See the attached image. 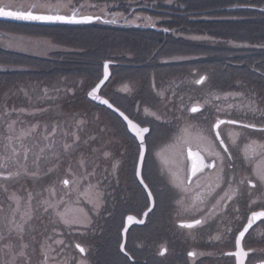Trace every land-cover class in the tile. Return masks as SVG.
Here are the masks:
<instances>
[{"label": "trees", "instance_id": "1", "mask_svg": "<svg viewBox=\"0 0 264 264\" xmlns=\"http://www.w3.org/2000/svg\"><path fill=\"white\" fill-rule=\"evenodd\" d=\"M85 2L87 1L75 0L74 5L78 6ZM89 2L115 4L116 9L121 8L124 17L129 14L128 6L145 7L140 9L147 11L156 8L161 21L158 22V28L136 27L125 23L40 27L0 22V95L8 89H16L19 85L27 83L32 86L42 83L37 86L41 87V92L45 94L46 85L53 83L55 79L57 81L63 78L88 80L94 85L101 78L103 63L111 61L114 63L111 74L115 81L108 84L113 88L106 93L102 91V94L129 118L151 128L147 140L150 147L154 128L150 125V120L141 121L137 113L140 106L145 105V102L149 103L146 93L148 87L144 85L133 102V99L117 88L120 83L140 80L143 81L142 84H146L148 80L147 84L150 85L151 91L154 77L160 90H167L170 87L172 92L177 88L176 93H179L184 92L185 87L178 84L185 85L196 73L198 75L202 73L208 76L211 90L215 93L234 89L235 81L250 83L264 91V11L260 10L264 8V0H89ZM111 12L117 13L115 10ZM185 32L191 33L193 38L184 36ZM31 37L46 39L49 48L56 46L59 51H50L46 54L39 52L42 51L40 41L33 44L34 40H29ZM38 47L40 48L35 54H26L25 50ZM88 91L80 94L79 100L83 101L82 103L95 116L96 112H100L115 120L113 122L120 126L127 139L134 144L136 151L137 145L126 132L120 119L112 112L88 102L86 98ZM71 95H67L62 102V105L65 104L61 107L64 113L62 112L59 117L62 119L58 126L62 127L64 132H73L68 119L63 118L73 110L71 108L66 111L67 99ZM196 100L200 103L203 98L199 96ZM19 102L20 108L26 111L22 112L20 121L23 123H19V129L26 128L28 124L40 125L43 117H47L45 111L47 109L51 111L60 104V101H52L51 96L43 95L40 98L34 92L27 96L22 95ZM10 118L11 121L16 120L17 114L14 113ZM49 119L54 121L52 117ZM151 124H154L153 121ZM6 126L1 127L4 129ZM91 142L79 146V149L83 150L88 147L83 153L87 160L92 154ZM28 144H32L31 139ZM80 155V151H77L70 159L72 167L76 170L77 158ZM68 162V157H62V166L56 170L55 175L58 176L59 173L60 176V171L67 167ZM43 166L46 169L49 163L44 162ZM130 173V177L124 178L127 184L136 185L134 165L130 167ZM101 177L103 179L100 183L107 179V176ZM47 180L49 179L45 177L44 182H49ZM23 181L29 182L28 179H23L18 183L21 185ZM85 181H88V178ZM15 185L16 183L11 186ZM106 195L105 201L108 206H105L101 220L93 225L95 233L98 231L102 233L104 228L109 227L106 223L110 219L108 212L117 213L124 210L119 189L107 191ZM1 196H4L3 192ZM50 224L58 227L57 223L54 224L52 221ZM47 235L53 236L52 233ZM104 239L106 240L105 236L99 237L97 242L99 247L105 243ZM82 241L84 242V238ZM102 253L103 251L100 255Z\"/></svg>", "mask_w": 264, "mask_h": 264}, {"label": "rangeland", "instance_id": "2", "mask_svg": "<svg viewBox=\"0 0 264 264\" xmlns=\"http://www.w3.org/2000/svg\"><path fill=\"white\" fill-rule=\"evenodd\" d=\"M85 1H87L85 3H90L89 0ZM35 2L36 0H13V9H27L29 8L30 4ZM41 2H44V0H41ZM52 2L55 3L56 0H52ZM72 2L74 4L75 0H72ZM96 5L103 7L106 12L101 13L99 7H97L87 8L86 14H98L105 20H111L116 18V20L118 21L120 19L118 16H121V8L116 9L115 4ZM140 8L145 7L128 6V15L132 16L133 12L134 14H141L146 17L147 21H149L146 22V20L144 19L145 24L142 25L145 26L150 23L153 26L146 27L158 28V22H160L161 20L158 17V13L156 12L157 9H153L155 11H147ZM114 10L117 11V13L112 14L111 11ZM138 17L139 16L132 17V23L133 21H140ZM127 23H131V21L128 20ZM183 35L192 37V34L188 32H185V34ZM29 40H34L33 44H36L37 41H40L42 51L39 52H44V54L50 51H59L56 46H54L53 48H49L46 45L48 41L46 39L32 38ZM198 40L202 41L203 39ZM39 48L40 47L36 49H27L25 51L26 54L33 55L37 52ZM202 76L206 77L205 83L201 86H198L196 83H194V81L201 78ZM207 77L208 76L206 74L201 73L200 75H198L196 73L193 78L188 79L185 85L178 84L182 87H185L184 92L179 93H176V87V89L172 92L170 87H168L167 90H160L156 86L157 82L155 81L154 77L152 81L151 91H149L150 85L147 84L148 80L146 81V84H142L143 81L140 80H137L136 82H126L124 84H118L119 87L117 88L120 90V92L126 94L131 99H133V102H135V96H138L141 93L143 86L146 85L148 87L146 93L149 103L145 102V105L140 106L137 113L140 116L141 121L143 120L145 122H149L148 119H151L154 123L152 125V121H150V125L154 128V130H152L154 131V134L153 138L151 139V142L156 147V149L154 150V160L157 162L158 173L164 176L171 175L170 170H174L175 166L179 168L178 166L181 165V163L183 162L182 158L185 156V149L187 146L192 148L201 147V141L203 142L204 140L210 143V141L207 139L208 137L210 138V135L208 133L209 130L206 128V125L210 120L212 121L213 115H216L220 112L219 116L232 115L233 118H240V120L244 117L256 119L258 117H253L251 114L245 115V112H242L240 110L241 108H243V104L247 103L249 99H254L260 107H264V91L260 90L258 87L250 83L235 81L234 89H229L222 93H215L211 90ZM53 81V83L46 85V87L44 86V91H47L46 97L51 96L52 101H60V104L51 111L49 109L46 110V108L44 109V111L46 110L45 115H47V117H43V121L40 124V128L38 129L37 135L39 134V132L44 130L45 126L47 127V130L49 132H51L52 126L54 124L58 126L60 120L62 119L59 117L64 113V111L61 110V107H63L65 104L62 105V102L67 98V95L72 94L67 99L68 102L66 104V111L70 110L71 108L73 110L71 112H68L69 115L63 118L68 119L71 128H73V132H76L78 135L81 136V141L86 140L89 137L96 138L94 141L91 142L90 145V149H92V154L87 160V170L90 172L96 164L100 165L99 168H96L95 176H89L88 181H82L79 190H71L70 186L69 194L65 195L62 191L63 185H58L57 195L54 198L53 202H60L62 197L63 202L59 203V208L57 209L58 211L66 212L69 219L78 220H83L84 214H87L90 223L87 224V226H82L81 224H73L71 228H68L65 227L63 224L57 222V225L60 228L58 229L57 226H52L50 224L51 221H57V217L54 214L43 212V209L40 207L39 201H41L42 199L49 198V193L46 191V189L49 188L53 184V182L65 177V168H62V171H60V176L59 173L58 176L55 175L56 171L48 176L41 175V177L38 179H30L29 177L21 174L19 178L11 179L9 181H0V183H6L8 188H10L9 192H15L17 195L24 198V200L21 201L22 209L26 206L24 201L27 199L28 191H31L34 195L36 193H41L42 195L35 196V199L32 201L33 207L40 208V211L36 213L38 219L33 221V223L37 226L38 230L35 233L30 234H34L36 235V237L40 236V232L47 228V233L51 232L55 239H62L64 240L65 245H67V247H65L64 245L57 246L53 244V247L57 248V252L60 253L59 255H56V253H52V255H56V259L58 261H64L66 259L67 264H75L76 261L73 259V257L77 259L83 257L85 264H87L85 254H83L84 256H81V254L76 250V248H74V243L77 242L84 248L85 246H87V250L85 251L87 252L90 247V244H88L89 242L87 243V241L91 240V242H93L92 244L95 245V243L98 242L99 237L102 236L101 231L95 233L93 225L101 220V218L103 217V213L105 212V206H108L105 201L107 197V191H115L116 189H119L120 196L131 197V201L135 196L139 194L136 185H132L131 183L127 184V181L125 180L126 177L131 175L130 167L134 165L135 168L136 160H133L135 146L132 142L127 139L120 126L116 125V123L113 122L115 120L109 118L104 114H101L100 112H96L95 116L90 112L89 108L82 103L83 101L79 100L80 94L82 95L85 91L91 89L94 86L93 84H91L90 81L72 78H63L61 80L57 79V81L55 79ZM113 81H115V79L113 80V78H111L108 84ZM37 84H34L33 86L29 83L25 85L22 84L19 85L18 88L8 89L7 92L0 95V133H3L5 130V128L3 129L1 126L5 127V125H7V122H11L10 117L14 113L17 114V118H19L20 120L22 112H19V109H21V102H19V99L22 98V95L29 94L31 92H34L40 98L45 95L43 92H41V87L37 86ZM108 84L105 85V88L103 89L104 93L113 88L112 85L108 86ZM158 92H163V95H158ZM238 92L243 93V97L235 96V98H233L232 96H228V98L225 99V96H227L229 93L235 94ZM199 96L203 98V101L200 102V104L199 101L196 100ZM216 97H219V99H216ZM230 104L233 105L232 108L228 107V105ZM46 105L47 107H49L48 104ZM192 105L202 106L203 108H205V111L201 114L191 115L189 113V109ZM12 109H16L17 111L13 112L11 111ZM6 110L10 113V115H4V112ZM1 112H3V114H1ZM149 113H154L155 115H150ZM48 116L54 118V121L52 119H49ZM157 116L159 117V119H156ZM17 118L15 119L17 120ZM79 121L84 122L80 125V129L82 130L77 128V123ZM258 122L261 123V119H258ZM31 125L32 124H28L27 127ZM62 125L64 126V124ZM16 128L17 130H19V123L16 124ZM63 132L64 130L62 129V127L60 128L58 126L56 130V135L54 137L57 151L60 150V145L63 142ZM237 132L240 133V138L237 140L238 144L240 140H245V142H248V140L251 139L264 141V133H253L251 131L242 129H238ZM29 141L30 139L26 141V143H29ZM2 144L3 141H0V148H2ZM81 144L84 145L83 142H81ZM87 149L88 147L86 146V149H78L77 151H80V153L83 154L84 151ZM93 149H99L100 152H110L112 159L105 161L102 158H98L100 157V152H93ZM32 159L33 157L30 155L28 161V166L30 168H32ZM253 159V167L255 169L258 165H264V157L254 156ZM44 162L49 163L48 160L41 161L42 169L45 168L43 166ZM113 162L119 163V167L115 170H113L112 168ZM244 167L245 163H242V165L239 164V172L238 177L236 178V186H234L232 183L233 188H236L238 182L244 177H248L252 179V181H255L254 177L248 176ZM104 169H107V171H104ZM16 170V167L9 163L8 171L15 172ZM0 171H4V169H0ZM101 176H107V179H105V181H103L102 183H100L103 179ZM45 177L49 179L47 180L49 182H44ZM228 177H230L229 173ZM23 179H28L29 182L23 181V185H20V183L18 182ZM168 180L170 181V179ZM214 180L215 179L213 178L211 180L206 181L204 184L201 183L200 188H203L205 186L207 190L210 182L212 183ZM232 180L233 179H230L229 181L232 182ZM15 183V186H11ZM121 183L123 186L121 185ZM89 184H98V189L90 190L88 187ZM96 191L103 193V205L99 210L94 208L92 203V201L95 199ZM240 191L241 195L237 197L238 203L240 204L239 208L242 211L246 207L245 201L247 199L248 207L250 209L256 210L264 208V195H261L262 191L264 190H262L259 185L257 186V188H251L248 184L241 185ZM1 193L2 192H0V201L4 200V196H1ZM249 193H251L252 195L249 196ZM194 194H196V191L188 193L187 195ZM252 200H256V203H252ZM8 203L10 202H5L4 211L0 212V217L11 216V210L8 208ZM129 204H133V202ZM238 220L240 224L239 217ZM53 228H55V232L52 231ZM248 237H251L250 247L254 248L255 251L258 250V247L264 244V223H261L255 230L252 231V233ZM83 238L84 242L82 241ZM49 243L52 242L49 241ZM61 249H63V251H60ZM32 254L34 259H36V263L40 264L42 257L39 254V250Z\"/></svg>", "mask_w": 264, "mask_h": 264}, {"label": "snow or ice", "instance_id": "3", "mask_svg": "<svg viewBox=\"0 0 264 264\" xmlns=\"http://www.w3.org/2000/svg\"><path fill=\"white\" fill-rule=\"evenodd\" d=\"M99 7L101 13H105L106 10L99 5L93 3H81L80 5H74L72 0H36L35 3L30 4L29 8L21 10H11L14 8L13 0H0V17L8 18L17 21H30V22H40V23H64V24H88L92 23L93 20H99L100 15L98 14H86L87 8H97ZM264 11V8L260 9ZM105 23H116V19L105 20ZM139 26V25H137ZM145 26H153L151 24ZM167 31V29H165ZM105 67V79L107 78V64ZM206 80V77H201L194 81L196 84H203ZM95 89L92 93H89L93 99H96ZM158 95H163V92H158ZM27 96V94H25ZM47 95V91H45ZM228 96H241L243 93H229L225 96V99ZM219 99V97H216ZM104 104H107L109 108H112V105L108 103L107 100L101 101ZM229 108H232L233 105H228ZM238 107V106H237ZM115 111V109H113ZM201 110L199 106H193L190 108L192 113H197ZM219 110V109H218ZM242 112H245V115L251 114L253 117H260L262 126L258 127L256 123H245L242 121H237L233 119L223 120L217 119L213 124L212 129H219L221 125L227 123L229 125L238 124L240 128L243 129H252L258 132L264 133V107H260L254 99H249L247 103L243 104V108L240 109ZM11 111L15 112L16 109ZM23 108L19 109V112H24ZM43 111V109L41 110ZM32 115L33 113H29ZM150 115H155L154 113H149ZM5 116L10 115L6 110L4 112ZM120 116L127 122L128 130L131 131L135 138L139 140L138 144V160L141 164L145 161V137L149 133L148 127H141L136 123H133L124 113H120ZM156 119H159L157 116ZM23 123L17 118L11 122H7V126L3 133H0V141H3L2 148H0V181H9L11 179L19 178L21 174L29 177L30 179H38L43 176H48L54 173L57 169L62 166V157H68L69 162L65 168V177L59 179L58 181L53 182V184L46 189L49 193V198L42 199L39 201L40 207L45 213L54 214L57 217V221L53 223L63 224L65 227L71 228L73 224H81L82 226H87L90 223L88 220L87 214H84L83 220L78 219H69L66 212H60L57 209L59 208V203L63 202L61 197L60 202L54 203L53 200L57 195L58 185H63V193L65 195L69 194L70 186L71 190H79L80 185L83 180L87 179L89 176H95L96 168H99V164H96L92 171H87L88 161L83 154L77 158V167L80 169L78 172L71 165L70 159L73 156L81 144L90 143L94 141L95 137H89L86 140L81 141V136L76 132H63V142L60 145V150H56L55 135L57 130V125L52 126L51 132L47 130L45 126L44 130L38 133L40 128L39 124H32L26 128H20L17 130L16 124ZM83 121L77 123V128L80 129V125L83 124ZM82 130V129H80ZM187 132V130H186ZM229 140L232 144H236L237 140L240 138V133H229ZM29 139L32 140V144L29 145L26 143ZM216 139L220 140V133L216 132ZM224 141L220 140V146L223 148L225 153H228L229 149L224 146ZM93 152H100L99 149H93ZM32 156V168L28 166L29 156ZM189 158H193L192 166V175L195 176L198 172H203L205 168H215L217 167L214 163H205L204 158L201 157L198 153L193 156V153L189 151ZM254 156L264 157V141H258L256 139H251L244 147V159L251 160ZM105 161L111 160V153L108 151L100 152V157ZM216 160L219 161L220 167L219 172L216 176V179L208 185L207 192H200L197 194L195 199L201 200L203 198L209 197L212 195L216 189L221 188V185L227 183L228 191L224 192V195L220 197L219 200H216L214 207L219 206L220 202L224 199H236L237 196L241 195L240 186L248 184L251 188L259 187L264 190V165H258L256 169L253 170V176L256 183L252 182V179L244 177L238 182L236 188L232 187V182L227 181L225 177V158L219 153H215ZM231 160V156L228 157ZM48 160L50 166L46 169H42L41 161ZM9 163L16 167V171H8ZM119 167L118 162L112 163L113 170ZM107 171V169H104ZM137 175H140L137 171ZM141 184L144 183L143 180L140 181ZM175 186L181 188L182 191H187V188L182 186L183 182H175ZM89 189H98V184L93 185L89 184ZM145 187H147L145 185ZM199 187V186H198ZM0 192L4 193V200L0 201V212L4 211L5 202L8 203V208L11 210L10 217H0V264H31V255L29 254V249L31 248L32 253L37 251V246L39 254L42 257L40 264H67V260L58 261L56 255L60 253L57 252V248L53 247V244L60 246L65 245L64 240L55 239L52 235H47V228L40 232V239L37 240L36 235H31L29 243L25 237L29 236V233H35L38 229L37 226L33 223L37 218L36 213L40 211V208L33 207L32 201L35 199V196L42 195L41 193H36L35 195L31 192H27V199L24 201L25 207L21 208V201L24 200L23 197H20L15 192H9V188L6 183H0ZM249 196L252 194L249 193ZM261 195H264L262 191ZM149 199L152 197V193H148ZM94 208L99 210L103 205V193L96 191L95 199L92 201ZM252 203H256V200H252ZM148 211H152L151 208ZM147 215V213H145ZM264 218V211L253 212L251 217L248 219L247 226L239 232L238 237L235 239V248L236 251L225 253L228 256H234L236 258V264H244L245 258L249 255L251 249L244 250L242 247V240L245 237V234L252 228V225L255 221ZM133 218L128 217V221L131 222ZM206 220L196 219L193 223L181 224L182 228L192 229L198 225H203L206 223ZM136 223H143V220H138ZM52 231H56L55 228ZM127 231V229H125ZM228 231H231L230 229ZM214 239L220 240L221 236H217ZM51 241L52 243H49ZM75 247L79 249L81 253L85 252V249L76 244ZM121 251H124L123 245L120 247ZM60 251H63L61 249ZM166 250H162L159 254L163 256ZM56 253V255H52ZM125 255L127 253L125 252ZM197 253L195 251H190L188 256L191 258H196ZM76 261V264H85L84 258L79 259L73 257Z\"/></svg>", "mask_w": 264, "mask_h": 264}, {"label": "flooded vegetation", "instance_id": "4", "mask_svg": "<svg viewBox=\"0 0 264 264\" xmlns=\"http://www.w3.org/2000/svg\"><path fill=\"white\" fill-rule=\"evenodd\" d=\"M219 114L220 112L213 115L211 123L206 127L209 130L210 138L207 136V139L210 143L203 139L204 141H201V147L192 148L187 146L185 156L182 158L183 162L178 166L179 168L175 166L174 170H170L171 175L164 176L158 173L157 162L154 160V150L156 147L151 142V146L147 147L142 178L152 193V211L145 216L142 225L137 224L129 229L125 243V251L128 255L122 254L120 252V244L122 242L121 230L124 226L125 217L132 214L138 220H141L150 205L149 197L136 181V188L139 194L132 201L131 197L123 196L121 198L124 210L129 209L130 211L126 212L122 210V212L107 213L108 218L110 217L108 222H106L109 224V227L102 230V236L106 237V240L104 239L105 243L101 246L102 248L97 243L93 245L91 240L87 241L90 247L87 252L81 254V256L85 254L87 264L235 263V258L225 255V253L235 251L236 236L243 228L249 213L254 211L248 207V199L245 201L246 207L243 211L239 208L238 197L231 200L224 199L220 202L219 206L214 207L216 200H219L224 195V192L228 191L227 183L222 184L221 188L216 189L211 196L203 198V202L195 199V197L200 192L208 191L205 186L200 188L201 183L204 184L208 180L216 179L220 167L219 161L215 158L216 152H219L225 158V177L227 181L233 179L232 183L234 186H236L239 164L242 165V163H245L244 168L248 176L254 177V157L251 160H245L243 151L244 145L250 140L248 142L240 140L239 144L237 142L234 145L229 140L228 134L230 132L237 133L238 129L249 130L253 133H258V131L240 128L238 124L229 125L225 123L221 125L218 129L220 138L225 142L224 146L229 149L228 153H225L220 146V141L216 139L213 133L212 126L217 119L236 120V118H233L232 115L219 116ZM258 119L261 118L258 117L256 119L241 121L245 123H257V126L260 127L262 124L258 122ZM188 148L197 150V153L204 158L205 163L211 162L216 164L217 167L205 168L202 173L198 172L193 176V158H189L187 154ZM229 156H231V160L228 159ZM134 157L137 162L138 149L134 151ZM228 173L230 177H228ZM174 180L175 182H183L182 186L187 188V191H182L181 188L176 187ZM195 191L196 194L187 195ZM132 202L133 204H129ZM238 217L240 218V224ZM196 219L206 220L207 222L192 229L181 227V224L193 223ZM229 229L231 231H228ZM50 233L48 232L47 234ZM217 236H221V239H214ZM30 237V233L29 236L25 237L29 243H31ZM36 238L39 240L41 237L37 236ZM250 238L245 237L242 245L246 251L249 249L253 250L246 257V264L264 262V244L259 246V249L255 251L254 248L250 247ZM76 244L78 243L75 242L74 245ZM162 250H166L163 256L159 254ZM28 251L31 255V264H38L33 257L31 249ZM101 251L103 253L100 255ZM117 251L119 254H117ZM190 251H195L198 254L197 257H189L188 253Z\"/></svg>", "mask_w": 264, "mask_h": 264}, {"label": "water", "instance_id": "5", "mask_svg": "<svg viewBox=\"0 0 264 264\" xmlns=\"http://www.w3.org/2000/svg\"><path fill=\"white\" fill-rule=\"evenodd\" d=\"M11 10H21V9H11ZM104 22L105 19H103L101 16H100V19L99 20H93L92 23H88V24H93V23H96V22ZM0 22H7V23H17V24H29V25H42V26H55V25H78V24H64V23H40V22H30V21H17V20H12V19H8V18H3V17H0ZM107 64V78L105 79V65ZM112 65L111 62H105L104 65H103V73H102V77L100 79V81L88 92L87 94V99L89 101H91L92 103L98 105V106H102V107H105L107 108L108 110H110L111 112H113L114 114L118 115L119 118L124 122V124L126 125V128H127V131L129 132V134L135 138L134 134L128 130V125H127V122L123 119L122 116H120V113L121 111L119 109H117L116 107H114L106 98L102 97L100 95V91L101 89L105 86V84L107 83V81L109 80L110 76H111V72H110V66ZM95 89V96H96V99H93L92 96L89 95V93H92L93 90ZM103 100H107L109 104L112 105V108H109L107 104H104L102 103L101 101ZM115 109V111L113 110ZM191 112V111H190ZM123 113V112H122ZM192 113V112H191ZM125 115V114H124ZM126 116V115H125ZM135 123V122H133ZM215 133L218 132V129H215L214 130ZM149 133L146 134V136L148 135ZM146 138V137H145ZM135 140L137 141V143L139 144V140L135 138ZM145 151H146V144H145ZM137 171H139L140 175H137ZM141 171H142V164L139 162L138 160V163H137V168H136V178L137 180L140 181L143 180L142 179V175H141ZM141 184V183H140ZM141 186L145 189V191L147 192V194L149 193V190L147 187H145V183L141 184ZM153 207V200H152V197H151V200H150V208L152 209ZM146 213H149V211L147 210ZM252 214H250L249 218L251 217ZM131 216L133 218V220L131 222L128 221V217ZM145 214L143 215L142 219L144 221V218H145ZM248 218V219H249ZM264 218H261L257 221H255L252 225L255 226L259 221L263 220ZM136 221H138V219L133 216V215H128L126 218H125V225H124V228L122 230V243L121 245H123V247L125 246V240H126V234L128 232V230L137 225V224H142V223H136ZM248 222V220H247ZM247 226V223L245 225V227ZM125 229H127V231H125ZM251 229V228H250ZM249 229V230H250ZM248 233V232H247ZM246 233V234H247ZM245 234V235H246ZM242 244V242H241ZM121 247V246H120ZM125 254V250L124 251H121ZM244 264H245V260H244ZM258 264H264V263H258Z\"/></svg>", "mask_w": 264, "mask_h": 264}]
</instances>
